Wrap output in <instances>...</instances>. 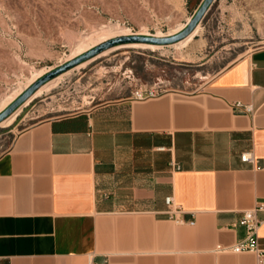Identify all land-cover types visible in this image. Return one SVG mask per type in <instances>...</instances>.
I'll use <instances>...</instances> for the list:
<instances>
[{"label":"crops","instance_id":"crops-1","mask_svg":"<svg viewBox=\"0 0 264 264\" xmlns=\"http://www.w3.org/2000/svg\"><path fill=\"white\" fill-rule=\"evenodd\" d=\"M256 1L215 0L203 20ZM164 81L139 86L158 87L155 97L136 88L34 122L17 115L24 127L0 153V264H260L216 247L243 239L242 212L264 203V46L198 89Z\"/></svg>","mask_w":264,"mask_h":264},{"label":"rangeland","instance_id":"rangeland-1","mask_svg":"<svg viewBox=\"0 0 264 264\" xmlns=\"http://www.w3.org/2000/svg\"><path fill=\"white\" fill-rule=\"evenodd\" d=\"M193 6L194 0H0V114L36 82H31L36 72L46 69L45 76L89 51L85 49L96 44L100 29L120 25L130 35L180 32L190 21ZM201 23L205 25L199 35L185 47L175 43L158 50L120 47L96 54L87 66L73 67L55 88L25 105L19 117L34 122L89 108L130 95L161 76L167 86L195 90L237 58L264 46V0L240 13L214 6ZM223 38L228 41L220 43ZM81 45L86 46L83 52H76ZM172 55L184 65L163 60ZM16 91L21 94L11 98ZM23 127H0V153Z\"/></svg>","mask_w":264,"mask_h":264},{"label":"water","instance_id":"water-1","mask_svg":"<svg viewBox=\"0 0 264 264\" xmlns=\"http://www.w3.org/2000/svg\"><path fill=\"white\" fill-rule=\"evenodd\" d=\"M215 0H204L198 10L196 11L194 17L190 19L188 25L180 32L167 36H157V35H142V34H132V35H122L109 39L108 41L98 45L97 47L87 51L86 53L80 55L77 58L51 70L45 76L37 80L33 85H31L16 101H14L4 112L0 114V122L10 116L17 108H19L36 90L43 86L46 82L59 76L60 74L72 69L73 67L79 65L80 63L90 59L96 54L111 48L119 44L127 43H151L157 45H169L174 44L180 40H183L189 36L198 26L199 22L206 15L209 7Z\"/></svg>","mask_w":264,"mask_h":264},{"label":"built area","instance_id":"built-area-1","mask_svg":"<svg viewBox=\"0 0 264 264\" xmlns=\"http://www.w3.org/2000/svg\"><path fill=\"white\" fill-rule=\"evenodd\" d=\"M203 1L204 0H202V2ZM198 8L196 9V11L198 10ZM196 11H194V13L192 14V17L196 13ZM188 22L185 24L184 28L187 26ZM160 93L161 91L158 87H152V88L139 87L133 92V96L138 99H145L149 97L158 96ZM234 106L236 108H243L245 111L252 110L251 107L245 106L240 102L235 103ZM242 160L254 162L255 160L254 154L252 152H245L242 155ZM166 203L169 206V213L173 214L175 212L174 209L172 208L174 206L173 197L171 196L167 197ZM262 213H264V203L263 202H258L253 208L243 211L237 224L242 225L246 228L247 230L246 236L229 247L218 245L216 247V251L234 252V253L253 252V253H256L259 263L264 264V246L262 245L260 241V230L264 223V217H262L261 215ZM175 218L178 222H184V219L182 218H178L177 216ZM191 223H194V222H191Z\"/></svg>","mask_w":264,"mask_h":264},{"label":"bare ground","instance_id":"bare-ground-1","mask_svg":"<svg viewBox=\"0 0 264 264\" xmlns=\"http://www.w3.org/2000/svg\"><path fill=\"white\" fill-rule=\"evenodd\" d=\"M181 30V29H180ZM172 31V30H171ZM198 31V27L189 35L187 36L186 38H184L183 40H180L178 42L175 43V45L177 47H182V46H185L187 44H189L193 38V36L197 33ZM100 37L98 36L97 39L94 41V43H96L95 45L91 46V47H88L85 49V51L87 50H90L92 48H94L95 46L97 45H100L106 41H108L109 39H112L114 37H118V36H122V35H130V31L129 29H126V28H123V27H120V25H117V26H112V25H108L106 28H102L100 29ZM178 31L176 30H173L171 34H159L157 36H167V35H172V34H176L178 33ZM84 45V44H83ZM81 45L79 47L78 50H75L76 52L79 51V50H82L80 52H83V48H85L86 46H83ZM90 46V45H88ZM120 47H133V48H141V49H151V50H156V49H161L163 46L162 45H157V44H151V43H127V44H121L119 46H115V47H112L110 49H107L105 50L102 54H107L108 52L110 51H113L115 49H118ZM74 54V53H73ZM77 54V53H76ZM71 57V56H70ZM75 57V56H73ZM72 57V58H73ZM70 59V58H69ZM93 59H90V60H86L82 63H80L79 65H77L76 67H74L73 69H76V68H82V67H85L87 66L91 61H93ZM71 69V70H73ZM48 70V69H47ZM71 70H68L62 74H60L59 76L51 79L50 81L46 82L43 86H41L38 90H36L24 103L23 105L17 109L15 112H13L10 116H8L6 119H4L2 122H0V127H5V126H10L13 124V122L15 121L17 115L21 112L22 108L25 106V105H28L29 103H31L33 100H35L36 98L42 96L45 92H48V91H51L53 88H55L60 80L63 78V76L68 73L71 72ZM46 69H42L38 72H36L33 76H32V83L37 81L40 77H42L45 73H46ZM70 75V74H69ZM30 83V81H29ZM30 83V85L32 84ZM25 88V87H24ZM12 93V92H11ZM21 94L20 91H16L14 92L10 97L11 98H16L18 97L19 95ZM8 101L10 100V98H7ZM15 100V99H14ZM7 101V102H8ZM6 103V102H5ZM3 104V102H2ZM1 112V111H0Z\"/></svg>","mask_w":264,"mask_h":264}]
</instances>
